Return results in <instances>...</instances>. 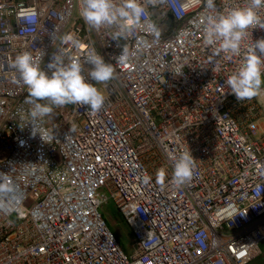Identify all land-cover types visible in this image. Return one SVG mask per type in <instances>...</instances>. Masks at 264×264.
<instances>
[{
	"label": "built area",
	"instance_id": "obj_1",
	"mask_svg": "<svg viewBox=\"0 0 264 264\" xmlns=\"http://www.w3.org/2000/svg\"><path fill=\"white\" fill-rule=\"evenodd\" d=\"M141 3L147 15L117 41L114 27L84 23L81 0H0V173L13 186L0 198V264H249L262 253L264 94L239 102L225 81L264 38V8L239 56L212 57L204 19L246 0H215L214 12L202 0ZM68 33L83 45L67 52L81 60L87 83L95 84L84 61L92 52L116 75L96 85L105 96L98 113L55 109L41 123L53 131L43 141L27 125V89L10 65L28 51L50 76ZM124 44L129 58L119 64ZM187 151L193 176L177 186L173 157ZM109 203L131 232L129 255L102 215Z\"/></svg>",
	"mask_w": 264,
	"mask_h": 264
},
{
	"label": "clouds",
	"instance_id": "obj_2",
	"mask_svg": "<svg viewBox=\"0 0 264 264\" xmlns=\"http://www.w3.org/2000/svg\"><path fill=\"white\" fill-rule=\"evenodd\" d=\"M164 0H147V4H162ZM193 0L185 5L189 7ZM199 2V0H197ZM207 10L216 8L215 0H202ZM264 8V0H246V5L233 8L224 14L206 16L202 23L203 43L210 48L211 56L218 57L221 53L230 56H239L241 44L248 35L249 29L259 26L261 17L258 10ZM35 16V13H31ZM147 15L146 4L141 0H81L80 16L84 23L92 30L102 27H114L113 40H126L127 34L136 29L142 17ZM154 42H158L160 30L156 25H150ZM61 48L57 49L47 65L51 72L49 76L34 62L33 55L24 51L15 56L11 68L19 74L20 80L26 86L27 96L24 103L27 109L28 124L32 125V135L39 134L52 138L53 131L43 129L41 123L50 119L54 110L67 105L87 106L92 115L98 113L105 104V96L96 85H107L115 78L113 64L106 63L103 57L95 52L89 54L84 61L91 65L87 77L95 84L87 83L82 73L85 71L81 60L69 55L67 48L79 49L80 40L71 33L60 36ZM129 58L127 44L122 46L121 54L116 57V63L123 64ZM67 60V63H65ZM264 38L252 43L243 56L237 70L228 76L225 84L231 90L237 101L252 100L261 96V85L264 83ZM21 129L25 126L20 124ZM195 167L190 151L182 152L173 157L172 182L182 186L191 180ZM166 177L164 169L156 174V182L163 186ZM150 177H145L148 183ZM13 191V186L6 179V174L0 173V198L7 197Z\"/></svg>",
	"mask_w": 264,
	"mask_h": 264
},
{
	"label": "rangeland",
	"instance_id": "obj_3",
	"mask_svg": "<svg viewBox=\"0 0 264 264\" xmlns=\"http://www.w3.org/2000/svg\"><path fill=\"white\" fill-rule=\"evenodd\" d=\"M101 212L110 230L117 237L120 246L122 247L124 252L129 255L132 252V235L130 230L123 222V220H121V218L116 214L112 203L103 206ZM257 260L258 259L254 260L251 264H256Z\"/></svg>",
	"mask_w": 264,
	"mask_h": 264
},
{
	"label": "crops",
	"instance_id": "obj_4",
	"mask_svg": "<svg viewBox=\"0 0 264 264\" xmlns=\"http://www.w3.org/2000/svg\"><path fill=\"white\" fill-rule=\"evenodd\" d=\"M261 247H262V253L260 256H258L256 258V259H258L256 264H264V243L261 245ZM256 259H254V260H256ZM253 261H251L249 264H251Z\"/></svg>",
	"mask_w": 264,
	"mask_h": 264
}]
</instances>
